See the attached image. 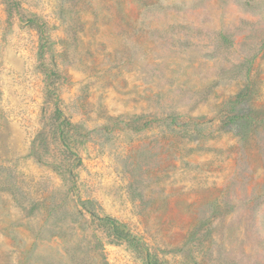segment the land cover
Segmentation results:
<instances>
[{
  "label": "rangeland",
  "instance_id": "1",
  "mask_svg": "<svg viewBox=\"0 0 264 264\" xmlns=\"http://www.w3.org/2000/svg\"><path fill=\"white\" fill-rule=\"evenodd\" d=\"M153 260L264 264V0H0V264Z\"/></svg>",
  "mask_w": 264,
  "mask_h": 264
},
{
  "label": "trees",
  "instance_id": "2",
  "mask_svg": "<svg viewBox=\"0 0 264 264\" xmlns=\"http://www.w3.org/2000/svg\"><path fill=\"white\" fill-rule=\"evenodd\" d=\"M55 110H56L57 115H58V114H59L58 110H57V109H55ZM60 134H62V132H60ZM116 230H117V229H116ZM125 238H126L127 241H130V242H134L133 240H135L134 237H130V236L127 237L126 235H125ZM148 264H158V263H157V261L153 260V261H151V262L149 261Z\"/></svg>",
  "mask_w": 264,
  "mask_h": 264
}]
</instances>
